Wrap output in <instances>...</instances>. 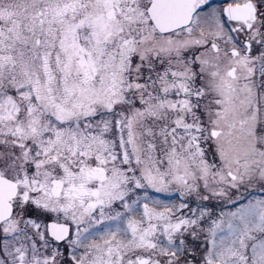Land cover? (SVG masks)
<instances>
[{
    "label": "snow or ice",
    "instance_id": "snow-or-ice-1",
    "mask_svg": "<svg viewBox=\"0 0 264 264\" xmlns=\"http://www.w3.org/2000/svg\"><path fill=\"white\" fill-rule=\"evenodd\" d=\"M0 264H264V0H0Z\"/></svg>",
    "mask_w": 264,
    "mask_h": 264
}]
</instances>
